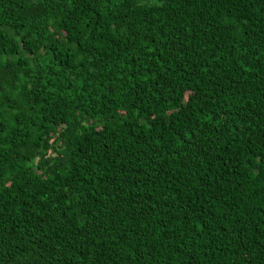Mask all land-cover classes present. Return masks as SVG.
<instances>
[{
  "label": "trees",
  "instance_id": "obj_1",
  "mask_svg": "<svg viewBox=\"0 0 264 264\" xmlns=\"http://www.w3.org/2000/svg\"><path fill=\"white\" fill-rule=\"evenodd\" d=\"M0 264H264V0H0Z\"/></svg>",
  "mask_w": 264,
  "mask_h": 264
}]
</instances>
